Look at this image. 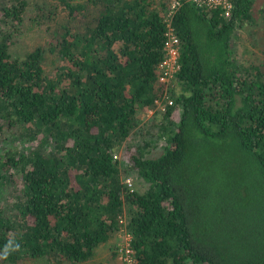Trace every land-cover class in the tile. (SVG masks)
Returning a JSON list of instances; mask_svg holds the SVG:
<instances>
[{"label": "trees", "instance_id": "obj_1", "mask_svg": "<svg viewBox=\"0 0 264 264\" xmlns=\"http://www.w3.org/2000/svg\"><path fill=\"white\" fill-rule=\"evenodd\" d=\"M233 1L229 16L191 1L175 14L174 105L116 158L166 94L167 3L56 0L47 69L44 45L12 53L29 1L0 0V250L21 246L0 264L87 263L121 230L136 264H264V62L237 59L256 0ZM132 172L146 190L128 189Z\"/></svg>", "mask_w": 264, "mask_h": 264}, {"label": "rangeland", "instance_id": "obj_2", "mask_svg": "<svg viewBox=\"0 0 264 264\" xmlns=\"http://www.w3.org/2000/svg\"><path fill=\"white\" fill-rule=\"evenodd\" d=\"M29 5L25 12V18L23 23L20 25V33L16 37L17 43L12 47V53L15 57L23 58L27 56L32 50L38 45H44L47 48V69L55 67L58 61L55 54L50 50L48 45L50 44L51 36L48 30L49 25H54L55 21L46 20V10L50 6L56 3V0H28ZM252 23L243 22L237 32L234 34V46L237 59L246 64H259L264 62V0H256L252 9ZM174 86V83H173ZM171 96V91H169ZM178 111V110H177ZM161 109H147L142 112V124L139 125V129L136 128L132 134L125 141L124 145L120 147L117 152L119 158L123 157L125 147L127 144L138 145L147 136V131L150 129V122L153 117L161 113ZM153 125V123H151ZM7 132L4 131V134ZM2 142V139H0ZM25 149H30L32 146L30 143H24L20 145ZM163 152L160 144H157L152 148L150 156L157 157ZM122 155V156H121ZM130 178L133 182L134 189L146 190L148 184L135 173H130L125 176L124 183ZM108 244L101 245L95 254V256L87 263L83 264H114L111 246L116 243L125 241V237L120 232L115 235ZM27 264H59L54 260L40 258L32 260Z\"/></svg>", "mask_w": 264, "mask_h": 264}, {"label": "built area", "instance_id": "obj_3", "mask_svg": "<svg viewBox=\"0 0 264 264\" xmlns=\"http://www.w3.org/2000/svg\"><path fill=\"white\" fill-rule=\"evenodd\" d=\"M162 2H166L169 10L166 18V22L168 24V29L166 32L165 38V58L159 64V82L164 84L166 87V94L163 99L157 100L156 107L157 109H161L163 111L166 110V107L173 106L174 100L169 96L168 90L171 86L173 79L176 74L180 70L179 64V56H180V39H178V35L176 34L173 26L172 20L178 10L182 7L185 1L193 2L197 7L206 9V10H221L222 13L226 16L231 14V11L234 7L233 0H159ZM154 109V108H152ZM119 158V156H115ZM128 189L131 191L134 190L133 182L130 178H128L125 182ZM120 223H125V218L121 217ZM125 237V243L119 247L118 252V260L122 264H136L137 260L134 257V252L130 248V235H128L124 230L119 231Z\"/></svg>", "mask_w": 264, "mask_h": 264}, {"label": "clouds", "instance_id": "obj_4", "mask_svg": "<svg viewBox=\"0 0 264 264\" xmlns=\"http://www.w3.org/2000/svg\"><path fill=\"white\" fill-rule=\"evenodd\" d=\"M20 247L21 246L18 242L13 240L7 241L3 246V249L0 250V260H7L13 252L19 251Z\"/></svg>", "mask_w": 264, "mask_h": 264}]
</instances>
